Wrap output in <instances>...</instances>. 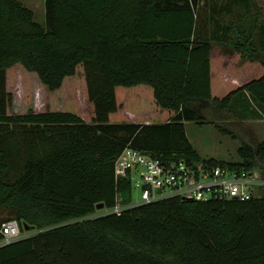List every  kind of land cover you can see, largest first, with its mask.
<instances>
[{
    "label": "trees",
    "instance_id": "obj_1",
    "mask_svg": "<svg viewBox=\"0 0 264 264\" xmlns=\"http://www.w3.org/2000/svg\"><path fill=\"white\" fill-rule=\"evenodd\" d=\"M250 101L264 107L251 0H44L43 23L0 0V228L35 231L0 247V264H264V189L94 216L131 200L114 176L128 147L264 178V139L233 162L201 158L186 133V122L242 129L212 110L264 120Z\"/></svg>",
    "mask_w": 264,
    "mask_h": 264
},
{
    "label": "built area",
    "instance_id": "obj_2",
    "mask_svg": "<svg viewBox=\"0 0 264 264\" xmlns=\"http://www.w3.org/2000/svg\"><path fill=\"white\" fill-rule=\"evenodd\" d=\"M116 181L126 179L140 191V201L118 203L99 215H119L125 209L179 198L196 202H245L259 198L264 189V178L254 170H239L228 166H206L182 160H160L130 147L126 148L114 164ZM0 247L10 245L21 236L17 221L11 220L0 228Z\"/></svg>",
    "mask_w": 264,
    "mask_h": 264
},
{
    "label": "rangeland",
    "instance_id": "obj_3",
    "mask_svg": "<svg viewBox=\"0 0 264 264\" xmlns=\"http://www.w3.org/2000/svg\"><path fill=\"white\" fill-rule=\"evenodd\" d=\"M21 3L31 10L34 14L35 21L43 23L44 21V1L43 0H20ZM253 3V10H257L259 14V22L264 21V0H251ZM238 98H235V103ZM233 101V102H234ZM247 113L249 116L252 114L260 113L261 117H264V107H258L253 102H249ZM252 103V104H251ZM240 104H245L243 103ZM243 108L230 109L224 112L211 111V118L216 119L217 123L225 122H238L241 123L242 129L236 127H228L231 133L229 135L223 134L213 124L204 123L197 124L195 122H186V133L193 144L194 148L205 159H215L220 161H238L239 157L237 150L241 147L243 141H260L264 139V120H259L255 116L250 120L242 121V117L245 116ZM246 113V114H247ZM243 138V140H242ZM132 203H138L140 201V191L133 185L131 194ZM99 215L96 212L94 216ZM21 236H28L35 233L34 230L20 231Z\"/></svg>",
    "mask_w": 264,
    "mask_h": 264
},
{
    "label": "water",
    "instance_id": "obj_4",
    "mask_svg": "<svg viewBox=\"0 0 264 264\" xmlns=\"http://www.w3.org/2000/svg\"><path fill=\"white\" fill-rule=\"evenodd\" d=\"M102 208H103V204H99V205L96 207L97 210H100V209H102ZM24 229L27 231V230H29V227H28V226H24Z\"/></svg>",
    "mask_w": 264,
    "mask_h": 264
},
{
    "label": "crops",
    "instance_id": "obj_5",
    "mask_svg": "<svg viewBox=\"0 0 264 264\" xmlns=\"http://www.w3.org/2000/svg\"><path fill=\"white\" fill-rule=\"evenodd\" d=\"M43 1H44V0H43ZM221 4H222V2L219 1V2H218V8H220V7L222 6ZM224 4H225V2H224ZM260 141H261V140H260Z\"/></svg>",
    "mask_w": 264,
    "mask_h": 264
}]
</instances>
